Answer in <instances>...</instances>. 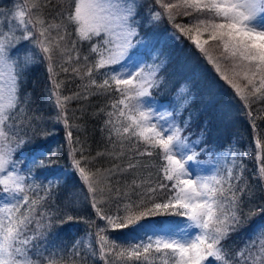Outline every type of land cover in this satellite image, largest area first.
I'll return each instance as SVG.
<instances>
[{
    "label": "trees",
    "instance_id": "1",
    "mask_svg": "<svg viewBox=\"0 0 264 264\" xmlns=\"http://www.w3.org/2000/svg\"><path fill=\"white\" fill-rule=\"evenodd\" d=\"M10 1H0V10L5 6L10 8ZM19 1L26 6L24 0ZM42 1L47 5V9L42 10L43 14L46 13L45 18L51 22L61 23L68 33L66 42L75 41L81 57L89 56L91 61L95 54L89 52V42L79 41L75 26L67 20L74 0ZM150 1L151 5L147 8L150 9L149 16L154 19V24H150L146 29L140 27L138 34L143 36L148 29L152 38H158L154 42L155 46H152L159 51L164 62L163 67L155 72L156 86L150 89V95L147 97L151 96L166 106L168 113L177 117L186 129L195 133V136L197 131L206 129L207 144L215 142L218 134L226 142H231L232 138L237 147L243 149L241 169L237 173V179L232 182L233 191L239 201L237 211L240 213L241 223L221 243L227 246L224 253L227 264H235L236 253L241 250L248 257L249 264H261L264 251L261 250L260 244L264 240V231L256 225H264V173L259 172L260 168H264V87L260 86L257 76L255 88H260V91L255 92L254 86L244 79L245 70L223 52L218 42L209 41L205 45L206 51L202 53L188 36H184L176 28L177 24L194 27L197 17L207 15L206 12L184 7L183 0H162L165 4L178 5L171 9L172 19H169L168 11L161 7L157 0ZM154 12L161 14L158 19L153 17ZM190 36H195V30ZM92 43L94 44L93 41ZM22 44L26 48V42ZM32 50L34 53L32 63L25 71L20 84V107L23 111L18 113L17 120L23 125L34 117L29 135L38 132H42L43 135L35 136L32 144L23 145L13 154V160L18 161L25 153L36 152L41 144H45V148L56 146V153L51 156L56 164L74 163V156L75 159L81 160V166L91 177L90 183L96 180L93 174L97 170L104 178L101 185L104 188L103 194L89 192L87 185L77 173L75 177L68 178L53 188L45 199L36 203L34 216L41 224L48 225L46 242L60 254L66 246L74 244L76 239L90 235L93 254L87 256L88 258H80L81 264H165L166 258L154 251L148 254L147 261L143 256L139 260L128 256L117 257L115 251L128 248L131 245L130 239L125 238L122 232L118 233L120 229L107 227L106 220L100 219L91 204V198L95 195L101 201L97 206L105 213L123 216L125 205L141 198L149 206L153 203L167 202L174 192L171 189L172 182L164 179L163 167L166 162L163 151L151 148L130 134L117 137L112 125L107 123L110 119L107 115L109 112L116 111L118 114V109L114 110L111 107L121 98L115 86L107 92L98 89L88 84L91 78L85 77L81 80L79 75L71 71L76 62H73V65H65L70 70L64 72L60 67L63 61L58 58L53 61L57 73L53 77L48 71L49 62L44 58V53L35 47ZM209 56L212 57L211 60L208 59ZM80 67L83 74L82 61ZM100 73L101 70L99 73L93 71V77L97 82ZM53 80L60 83V88L54 89ZM232 84L238 85L241 92L238 93ZM57 93L61 98L74 97L76 93L81 97L86 96L65 102V118L71 125L70 128H66L57 116L59 111L55 104ZM111 120L114 124L116 116L111 117ZM121 120L126 123L123 118ZM68 130L73 134L71 142L67 140ZM19 135H23V132ZM10 143L14 146L11 137L4 145ZM72 149L75 151L72 152ZM147 151H151L152 155H139L140 152ZM129 160L136 163L137 167L123 171ZM116 164L121 165V169L113 175L109 169H115ZM133 180L136 181L135 184ZM149 188H155V191L150 192ZM2 192L0 190V194ZM224 195L228 197L230 193L226 191ZM228 208L231 209V204H228ZM177 211L180 214H176ZM133 212L138 214L135 213V205ZM183 212V209H169L144 217L140 221L177 218L185 216ZM30 227L34 229L35 223ZM256 228L259 231L255 232ZM98 234L107 236L109 245H115L116 248L110 250L106 246L101 252ZM62 261L66 260L62 259L60 264ZM217 261L218 264H225V260Z\"/></svg>",
    "mask_w": 264,
    "mask_h": 264
},
{
    "label": "snow or ice",
    "instance_id": "2",
    "mask_svg": "<svg viewBox=\"0 0 264 264\" xmlns=\"http://www.w3.org/2000/svg\"><path fill=\"white\" fill-rule=\"evenodd\" d=\"M157 2L168 11L169 19H172L171 9L178 5L165 4L162 0ZM183 6L195 8L202 13L206 12L207 15L197 17L194 27L177 24L176 28L179 32L188 36L202 53L206 51L205 45L209 41L218 42L223 52L245 70L244 79L248 84L254 86L255 92H259L260 88H255V81L258 76L260 86L264 87V30H257L252 22L260 12H264V0H183ZM42 7L40 0H30L28 14L31 16V9L39 11ZM136 7L135 0H74L67 20L75 26L77 39L89 42V52L95 54L91 61L89 56L81 57L75 41L66 42L68 33L61 23L51 22L42 15H35L34 18L26 21V12L23 9L16 13L15 19L23 25V31L19 36L0 38V141H7L10 137L14 140V146L11 143L7 146L0 144V173L5 174L4 177H0V190L12 195L14 199L18 194L24 193L26 177L14 171L18 161L13 160L12 157L23 145L32 144L35 136L43 135L42 132L29 135L34 117L23 125L17 120L18 113L23 111L20 107V84L33 57L24 54L21 58V53H13L12 49L21 41H29L32 46L44 53V58L49 62L48 71L53 77L57 75L53 61L58 58L63 61L60 67L64 72L70 70L65 65H73V62H76L71 67V71L79 75L81 80L85 77L91 78L88 84L98 89L107 92L115 86L121 98L111 107L114 110L118 109V114L116 111L109 112L107 115L110 119L107 123L112 125L117 137L130 134L131 137L143 141L151 148H159L163 151L166 162L163 167L164 179L172 182L171 189L174 195L167 202L153 203L151 206L141 198L125 205L123 216L105 213L97 206L101 201L93 195L92 207L100 219L106 220V226L112 229L131 226L135 230L138 222L144 217L169 209H183V214L192 221L195 228L200 230L199 234L190 240L157 237L144 244L121 248L115 251V255L134 257L137 260L143 256L147 261L148 254L154 251L166 258L165 264H169V261L171 264H203L209 257L225 260L227 264L224 255L227 246L222 245L221 242L226 240L229 233L241 223L240 213L237 211L239 201L236 199L231 181H225L219 175L194 176L187 165L188 162L198 159L196 144L194 142L190 144L187 138L182 136L181 125L173 123L162 127L152 122V112L143 107L142 98L150 95V89L156 86L154 71L144 74L141 66L127 73H117L114 69L116 65L127 66V62L132 61L139 54L136 40L139 27L136 21ZM160 15L158 12L153 13V17L157 19ZM29 24L35 31L29 29ZM194 30L195 36H190ZM54 31L55 35H53ZM205 33L208 39L202 38ZM0 36L3 34L0 33ZM94 39L96 42L93 44ZM208 59L211 60L212 57L209 56ZM81 61L83 74H81ZM105 68H113V71L100 73L102 79L97 82L93 77V71L99 73ZM53 85L54 89L61 86L55 80ZM232 86L238 93L241 92L238 85L232 84ZM73 98L81 99L86 96L81 97L79 93L74 94V97L61 98L59 93L55 96V104L59 109L57 116L66 128H70L71 125L65 118V102ZM113 116H116L114 124L111 120ZM121 118L126 123L122 122ZM20 132H23V135H19ZM72 135L71 130L66 132L69 142L72 141ZM45 147V144L38 146L33 159L35 166L43 168L51 163L48 156L53 149L48 148L45 151ZM178 148L188 151L180 156ZM74 151L75 149H72V152ZM145 154L152 155V152L139 153V155ZM73 159L74 168L87 185L88 191L93 194H103L104 188L101 185L104 183V178L99 170L93 174L96 176L94 183H90L91 177L81 166V160L75 159L74 156ZM136 167V163L129 160L123 171ZM120 169L121 165L116 164L115 169H109V172L115 175ZM259 172L264 173V168H260ZM227 176L231 177L232 173L228 172ZM135 183L136 181L133 180V184ZM148 191L154 192L155 188H149ZM226 191L230 193L228 197L224 195ZM36 203L37 201H32L30 204L28 195L24 194L19 196L15 203L0 209V264H60L62 259H66V249H62L65 252V257L62 258L46 242L48 225L41 224L34 216ZM228 204H231V209L228 208ZM25 205L28 207L21 212V208ZM133 205H135V213L138 214H134ZM176 214H180L179 211ZM67 218L71 219V217ZM34 223L33 229L30 226ZM261 231H264V226ZM100 232L102 233L103 229ZM98 239L101 252L106 246L110 250L116 248L115 245H109L107 236L98 234ZM247 246L246 242L245 247ZM260 247L264 251V240L261 241ZM235 264H249L243 250L236 253ZM261 264H264V259Z\"/></svg>",
    "mask_w": 264,
    "mask_h": 264
},
{
    "label": "rangeland",
    "instance_id": "3",
    "mask_svg": "<svg viewBox=\"0 0 264 264\" xmlns=\"http://www.w3.org/2000/svg\"><path fill=\"white\" fill-rule=\"evenodd\" d=\"M2 1V0H0ZM19 0H11L10 8L6 6L1 8L0 10V33L3 36L11 37L13 35L19 36L23 31V25L19 24V21L15 19L16 13L23 9L26 12L25 20H29L34 18L35 15H42L45 18V14L42 13V10L47 9L46 2L44 3L40 0V3L43 7L38 11L36 9H31L32 15L30 16L27 12L26 6L29 5L30 0H24L26 2V6L22 4V1L19 3ZM136 7V21L139 25L138 29L143 27L146 29L150 24H154V19L149 16V11L147 7L151 5L150 0H135ZM22 5V6H21ZM26 7V8H23ZM253 26L257 30H264V12H260L257 18L252 22ZM29 29H32L31 24L28 25ZM207 33L204 34L203 39H208L206 37ZM99 39V38H96ZM96 39L93 42H96ZM138 41V50L139 54L136 55L132 61L127 62V66L124 65H116L114 69L119 72L127 73L132 71L135 67L141 66L144 69V74H148L149 72L154 71L157 72L159 69L163 67V62L161 60V54L158 50L154 48V42L157 39L151 37L149 30H146V33L141 36L138 34L136 37ZM26 42V48L22 44ZM154 45V46H152ZM33 47L29 41H21L16 48L12 49L13 53H21V57L24 54H28L33 56ZM24 48V49H23ZM207 49V47H205ZM29 49H31L29 51ZM37 50V49H36ZM214 53V52H213ZM113 71V68H105L101 69V73H110ZM90 79V78H89ZM102 79L101 75H98V82ZM143 107L146 110L152 112V122L156 123L158 126L167 127L170 124H178L181 125L183 131L182 136L187 138L188 142L195 143L198 150V159L195 161L188 162L187 167H189L191 173L196 176H204L209 177L213 175H219L225 179V181L230 180L231 183L237 179L238 171L241 169V157L244 154L242 148H238L236 143L230 138L231 142H226L225 139H222L220 135L217 134L215 142L211 141L207 144L208 132L205 129L204 131L201 129V132L197 131L193 134L192 130L186 129L184 125H182L177 117L171 116L168 113V109L166 106L158 103L155 98L145 96L142 98ZM203 128V127H202ZM5 141H0V144H4ZM256 145L257 143L254 142ZM53 149L51 153H49L48 159L51 160L50 164H47L46 167H38L33 164L34 154L37 152H28L20 156L18 163L15 165V172L19 175H23L26 177L24 180L25 190L24 193H20L14 199L12 195L5 194L2 192L0 194V209H3L6 206H10L11 204L16 202V199H19V196L24 194L28 195L29 203L32 201H41L45 199L50 192L56 186L63 183V181L68 178H73L77 175V172L74 168V163L70 164H56V162L51 159V156L56 153V146L49 147ZM48 148H45L47 151ZM188 149H179V155H184ZM11 170V169H10ZM231 172L232 176L228 177L227 173ZM5 174L0 173V177H4ZM227 182L225 183V188H227ZM28 206L25 205L21 208V212ZM262 226H257L262 229ZM259 231L258 228L255 229V232ZM122 232L125 238H129L130 244L132 246L140 245L147 243L150 239L155 240L157 237H175L181 240H190L193 239L196 235L199 234L200 230L195 228L187 216H179L177 218H161L159 220H148V221H140L138 225L133 230V227H129L127 229H120L118 233ZM92 242L90 241V235L86 238H78L75 240L74 244L71 246H66L64 249L67 250L66 253V261H62V264H81L82 260L80 258H88L87 256L93 254ZM60 257H65V252L61 250ZM213 257L207 258L203 264H218L217 260L212 259Z\"/></svg>",
    "mask_w": 264,
    "mask_h": 264
}]
</instances>
